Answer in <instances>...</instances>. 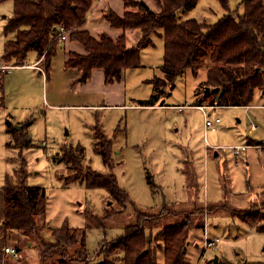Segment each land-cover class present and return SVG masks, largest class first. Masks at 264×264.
Returning a JSON list of instances; mask_svg holds the SVG:
<instances>
[{
  "label": "rangeland",
  "instance_id": "374dc122",
  "mask_svg": "<svg viewBox=\"0 0 264 264\" xmlns=\"http://www.w3.org/2000/svg\"><path fill=\"white\" fill-rule=\"evenodd\" d=\"M227 2L230 12H242L241 0ZM127 10L133 12L136 7L130 4ZM225 13L217 0H199L192 11L180 15L181 20L193 18L211 24ZM11 15L12 2L0 4V66L5 67L0 69V217L5 177L20 163L18 150L7 147L12 140L6 122H15V127L19 121L29 124L25 130L31 143L21 152L27 162L28 185L44 188L48 197L39 222L50 229L67 224L85 230L89 264L101 260L97 253L102 244L123 237L125 226L135 222L134 206L156 218L168 215L162 214V206L189 217L193 228L186 258L190 264L264 263V232L238 218L264 205V162L260 150L252 148L255 145L237 157L231 148L246 140L251 144L264 141V88L255 91L248 107L206 108L209 119L220 120L206 129L202 112L193 106L207 94L206 69H186L171 84L166 82L163 40L157 36L141 51L140 66L125 70L118 83L106 85L95 79L90 88H83L75 79L71 81L64 68L67 41L59 43L44 79L25 68L5 75L2 72L13 65L2 58L3 28ZM35 56L30 52L26 62L33 63ZM46 102L58 107L50 108ZM111 103L118 106H104ZM95 124L112 140L111 172L134 205L120 208L104 189L64 181L69 174L67 164L57 161L64 146H81L85 164L99 173L110 172L93 151ZM147 174L152 177L153 189ZM105 211L113 215L106 218ZM43 235L52 240L50 230H44ZM209 241L216 243L208 246ZM7 242L24 249L17 258H7L10 263L26 260V256H32L30 263L37 259L33 246L27 249L20 244V235L12 233ZM157 257L162 264V253L157 252ZM0 264L6 261L0 260Z\"/></svg>",
  "mask_w": 264,
  "mask_h": 264
},
{
  "label": "trees",
  "instance_id": "16d2710c",
  "mask_svg": "<svg viewBox=\"0 0 264 264\" xmlns=\"http://www.w3.org/2000/svg\"><path fill=\"white\" fill-rule=\"evenodd\" d=\"M6 1L12 2V15L3 28L6 40L2 58L13 61L12 66H25L28 53L35 52L38 59H43L48 75L59 45L56 30L63 26L68 31L67 44H76L81 49L75 52L65 47L64 62L66 70L80 72L76 80L79 84L86 83L94 69L103 70L106 85L119 82L125 70L140 66L141 51L152 45V36H157L163 40L162 70L166 82L171 84L186 69L192 72L206 69L204 88H209V92L199 97L194 106L208 101V106L247 107L255 91L264 88V0H241V13L230 12L227 0H217L226 13L211 24L193 18L181 20L180 13L192 11L199 0H155L157 12L143 1L124 0L122 15L107 10L103 17L114 29L139 30V37L131 46H127L125 35L113 40L101 33L96 38L85 28L88 13L97 0H0V4ZM130 4L136 11L127 10ZM28 125L21 124L17 130L12 122H6V132L12 140L7 147L18 150L20 163L12 174L6 175L2 187L1 223L5 243L8 244L12 233L22 237L20 244L29 241L37 250V259L32 263L89 264L85 230L70 228L67 224L50 229L45 222H39L46 211L48 197L44 188L29 186L27 182V162L21 152L31 143L25 130ZM93 137V151L110 172L99 173L85 164L81 146H64L57 159L68 167L69 174L64 181L74 180L87 188L104 189L120 208L134 205L111 172L114 167L112 140L98 124L93 127ZM246 141L248 146H264L262 140L254 144ZM146 178L153 189L151 175L147 174ZM223 188L226 197L228 193ZM134 208L135 222L125 226L123 237L101 245L97 255L102 258L96 264H159L157 252L162 253V264H190L186 258L188 236L193 228L189 217L182 211L170 212L166 206L161 207V212L168 215L158 218L150 211ZM263 210L264 205L238 218L264 232ZM105 213L106 218L113 215L110 211ZM46 229L50 230L52 240L43 235ZM17 247L20 248L18 256L22 251L20 245ZM3 253L0 251V258ZM20 260L16 263L6 261V264H32ZM242 264L264 263L243 261Z\"/></svg>",
  "mask_w": 264,
  "mask_h": 264
},
{
  "label": "crops",
  "instance_id": "0c3cea01",
  "mask_svg": "<svg viewBox=\"0 0 264 264\" xmlns=\"http://www.w3.org/2000/svg\"><path fill=\"white\" fill-rule=\"evenodd\" d=\"M140 1H143L144 3H146L149 6V8L152 9L153 11H155V12L158 11V8H157V5H156L155 0H140ZM107 10H112L116 14L122 15L123 12H124V0H97L93 4L90 12L88 13V17H90V18L87 17V21H86L85 28L91 33V35H93L96 38L99 37V35L101 33L108 34L113 40H115L117 37H119L121 35H125L127 46L133 45L136 42V40L138 39V37H139V30H137V29L121 30V29H114V28L110 27V25L108 24V22L103 17V14ZM66 48L68 50H73L75 52H81L80 47H78L76 44H74V45L73 44L72 45H68V46H66ZM65 60H66V56H65ZM65 60H64V62H65ZM11 67L12 68L8 69V72H2V73H4L5 75H7V74L8 75H12L14 69H24V68H25V70L33 69L32 71H37L38 74H40L42 76V78L44 79L45 73H44V70H43L44 67H43L42 59H38L37 57H36V59H35V61L33 63H27L26 62V65L25 66H11ZM66 72L68 74H71V81L75 79L74 81L77 82L76 80L78 79V77L80 75V72L79 71H77L75 69H68V70H66ZM95 79H97L99 81H103V83H104V72H103V70H101V69H94L92 71V74H91L90 79L86 83L80 84V85H82L81 87H83V88H88V87L90 88L92 81L95 80ZM116 83H118V82H116ZM54 94L56 95L55 90L54 91H51V99L52 100H54ZM47 102H46V104L50 108H56V107H58L57 104H50L49 105ZM104 106L113 107V106H118V105L111 103V104L104 105ZM201 106H206L207 108H210V109H217V108H219L218 106H214V107L213 106H208L207 103H205V104L202 103ZM13 124H15V122ZM20 124H22V122H19L18 121V123L16 125H20ZM236 146H244L245 147L243 150L240 151V153L238 155H236V157L237 156H240L243 151H246L248 148L252 147V146H248L247 145V141H245L244 143H241L240 145H236ZM262 147L263 146H259L258 145V146L252 147V148L253 149H256V150H260V153H261V156H262V160L264 162V149ZM215 148L219 149V147H215ZM208 150H210V149L208 148ZM236 194H238V193H236ZM2 219H3V214L0 217V227H2V223H1V220ZM30 245L31 244L29 242H26L25 243V246H26L27 249L29 248ZM5 247L15 248V250H18L17 253L20 251V248L13 247V246H10L9 243L8 244L5 243V237L3 236V229H1L0 230V251H4V248ZM31 247H32V245H31ZM31 247H30V249H31ZM22 250H24V249H22V247H21V251ZM7 258L13 259L14 256L12 257L11 254L3 253V256L0 258V260L2 262L3 261H7L8 260ZM29 259H32V256H30V257L29 256H26V260L29 261Z\"/></svg>",
  "mask_w": 264,
  "mask_h": 264
},
{
  "label": "built area",
  "instance_id": "2783aa9c",
  "mask_svg": "<svg viewBox=\"0 0 264 264\" xmlns=\"http://www.w3.org/2000/svg\"><path fill=\"white\" fill-rule=\"evenodd\" d=\"M56 39L59 41V43H63L67 40L68 37V31L63 27V26H58L57 30H56V35H55ZM5 68L4 66H0V69ZM12 67H8V69H10ZM197 109H199L204 117V126L205 128H212L215 127V124H219L220 120L218 118L214 119V121H212L211 119H209V114H207L205 112V109L207 108L206 106H196ZM214 107V106H213ZM234 150L235 155H238L240 153L241 150H243L245 147L244 146H235V147H231ZM217 241V240H216ZM216 241H209L208 242V246H213L215 245ZM4 252L7 254H11L14 257H17V251L15 250V248L12 247H5L4 248Z\"/></svg>",
  "mask_w": 264,
  "mask_h": 264
},
{
  "label": "water",
  "instance_id": "95a60500",
  "mask_svg": "<svg viewBox=\"0 0 264 264\" xmlns=\"http://www.w3.org/2000/svg\"><path fill=\"white\" fill-rule=\"evenodd\" d=\"M208 92H209V88H205V93H208ZM20 128L21 127L19 125L15 126V129H17V130H19ZM16 251H18V250H16ZM216 260H217V257H215L213 261L216 262Z\"/></svg>",
  "mask_w": 264,
  "mask_h": 264
}]
</instances>
